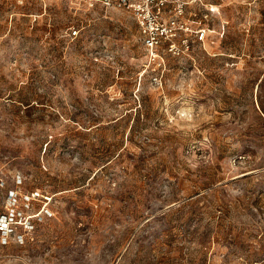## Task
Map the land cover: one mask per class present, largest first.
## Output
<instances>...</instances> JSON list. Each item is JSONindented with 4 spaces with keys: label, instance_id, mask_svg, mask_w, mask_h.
Wrapping results in <instances>:
<instances>
[{
    "label": "rangeland",
    "instance_id": "rangeland-1",
    "mask_svg": "<svg viewBox=\"0 0 264 264\" xmlns=\"http://www.w3.org/2000/svg\"><path fill=\"white\" fill-rule=\"evenodd\" d=\"M188 1L161 59L124 8L0 0V264H264V0Z\"/></svg>",
    "mask_w": 264,
    "mask_h": 264
},
{
    "label": "built area",
    "instance_id": "built-area-1",
    "mask_svg": "<svg viewBox=\"0 0 264 264\" xmlns=\"http://www.w3.org/2000/svg\"><path fill=\"white\" fill-rule=\"evenodd\" d=\"M90 6H118L132 13L137 21L141 39L151 58L160 57L159 52L170 56H179L189 50L192 42L204 41L206 30L203 27L193 28L187 18L188 0H82ZM74 29L72 35L76 36ZM158 80V77H154ZM50 200L49 196L39 191L25 195L23 206H29L38 198ZM7 210L0 214V243H8L9 236L16 233L18 225H32L31 216L23 207L19 208V195L15 190L7 194ZM16 236V235H15ZM16 236V237H17Z\"/></svg>",
    "mask_w": 264,
    "mask_h": 264
}]
</instances>
